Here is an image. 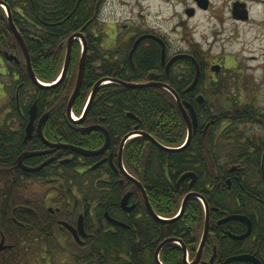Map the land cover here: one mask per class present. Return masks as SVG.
Listing matches in <instances>:
<instances>
[{
    "label": "flooded vegetation",
    "instance_id": "flooded-vegetation-1",
    "mask_svg": "<svg viewBox=\"0 0 264 264\" xmlns=\"http://www.w3.org/2000/svg\"><path fill=\"white\" fill-rule=\"evenodd\" d=\"M113 1L76 0L74 20L72 13L57 17L51 12L44 13L45 0H0V62L14 64L11 70L0 71V135L3 136L0 142L3 141L6 148L1 154L3 163L0 166V264H79L83 254L90 253L91 245L97 240L96 233H110V237H114L131 228L126 220L152 217L141 190L142 187L147 192L146 187L136 174L129 172L124 154L129 142L146 137L129 138L122 149L126 136L145 131L136 124L119 145L111 146L110 132L103 126L104 118L87 128L82 127L85 120L75 123L68 105L64 109L57 102L59 91L55 89L64 84L66 78L52 89L35 85L24 52L10 27L8 11L13 24L21 33L25 32L26 44L30 40L41 46H59L66 54L68 41L75 36L71 62L73 59L77 62L78 71L83 57L85 68L89 64L98 68L99 74L114 79L118 72L123 74L129 63L136 77L143 79L139 83L158 85L146 88L169 92L160 85L169 86L180 97L189 115L187 106L192 107L195 112L192 132L196 140L195 164L193 162V170L183 172L175 182L177 189L187 191L176 216L181 214L184 199L196 194L209 207V235L204 250L213 240L230 238L238 242L240 253L232 257L254 255L264 216V108L255 96L259 88L250 74L249 62L261 60L253 43L263 44L264 34L246 40L243 31L259 23L254 18V10L258 8L264 12V0H132L128 16L112 20L108 11ZM36 3L40 6L36 7ZM166 3L183 7L184 16L171 26V18L162 15ZM200 14L203 20L190 24L189 21ZM258 26L264 27V22ZM9 32L18 45L16 52L6 48ZM7 54L15 56L17 61L8 60ZM29 56L31 59L30 51ZM143 60L154 64L140 68L139 62ZM132 72L126 70L125 73ZM7 77L9 83L4 80ZM179 109L181 111L180 106ZM32 116L33 129L28 136ZM127 116L136 123L139 121L130 112ZM91 127L99 128L90 130ZM83 129L103 132L104 145L93 150L74 144L70 136ZM108 136L107 149L97 156H82L72 149L99 151L105 147ZM135 151L139 153L137 148ZM26 153L38 155L20 162ZM140 154L149 165L151 151ZM131 160L135 171L139 165L137 154H132ZM74 162L78 165L77 176L69 170ZM26 168L35 171L27 172ZM89 171L99 172L95 182L87 175ZM108 172L113 176L106 175ZM26 174L39 176L31 179ZM185 175L188 177L180 181ZM100 183L103 191L117 187L123 198L129 194L128 208L134 209L127 212L122 207V198L113 205L111 215L103 205L104 214L100 216L98 202L89 207L90 203L85 201L90 199L84 197L91 187ZM109 195L108 203L116 193ZM193 198L202 203L206 221L207 210L196 196L187 201L181 217ZM143 206L147 214L142 211ZM231 216H240L242 220H227ZM204 228L205 224L200 244ZM249 230L250 235L243 240L232 238L244 236ZM215 250L217 254L214 243ZM197 252L198 248L194 257L188 252L187 264L195 261ZM202 263H206L203 255L198 264Z\"/></svg>",
    "mask_w": 264,
    "mask_h": 264
},
{
    "label": "trees",
    "instance_id": "trees-1",
    "mask_svg": "<svg viewBox=\"0 0 264 264\" xmlns=\"http://www.w3.org/2000/svg\"><path fill=\"white\" fill-rule=\"evenodd\" d=\"M75 4L76 0H45L43 4L45 8L43 9L46 11L43 12L54 13L53 15L55 16L56 14V17L58 14L66 15L67 13H72L75 20L77 15L76 11H74ZM39 6L40 5L36 3V7ZM24 33L25 32L22 33L23 36H25ZM26 33L32 34V32ZM27 47L30 51L32 67L37 77L46 83L55 81L63 66L65 50H63V48L61 49L59 46H41L30 40L27 42ZM6 48L10 51H15L16 48L19 49L11 32H9L8 46ZM39 57L42 59L40 60ZM152 64H154V62H146L144 60L139 62L140 68L142 66L144 69ZM77 66V62H74L73 59L70 63V70L64 81L65 83L55 89L59 91V100L57 102L62 104L64 109L68 105L75 88L78 76ZM125 68L123 74L118 72L114 75L117 78L114 79L125 83H139L143 80L142 78L136 77L137 73H134L129 63H127V67ZM108 69L109 67L107 70ZM126 70H132L133 72L126 75ZM106 76L107 75L104 76L99 74L98 68H93L88 64L82 89L73 108V112L76 116L81 115L95 85L100 80L109 78ZM26 79L27 81L30 80L28 76H26ZM129 112L138 118L139 121H137V123L127 116ZM87 114L86 119H84L85 121L82 123V127L87 128L88 126H93L104 118L103 126L110 132L112 139L111 146L116 143V145H119L123 137L132 132V127L136 124H139L140 129L153 136L161 144L170 147L179 148L187 136L184 116L174 96L167 91H159L153 88H126L117 83H111L100 88ZM116 119L119 121H116ZM0 137L3 136L0 135ZM70 138H72L71 140L74 144L93 150L101 148L105 142V134L103 132H85L84 129L81 132H74ZM195 143L196 140L195 137H193L191 144L186 149L180 150V152L174 154H162V150L151 144L147 138L134 139L129 142L125 148L124 154L129 172L133 175L136 174L144 184L151 206L155 212L163 218L173 219L179 211L181 201L187 191L177 189L175 182L177 177L183 172L193 170ZM136 148L139 153L135 151ZM147 150L151 151L153 154L152 159L148 160L149 165H147L145 157L140 154L141 151L144 152ZM154 151L160 152V154H156ZM5 152V144L1 141L0 166L3 163L1 154ZM132 154H137V160L139 162L135 171L132 170ZM77 166L78 165L74 162L69 167V170L72 171V175L77 176ZM87 175L93 178V182L99 178L98 171H89ZM106 175L113 176V174L109 172L106 173ZM26 176L34 179L39 175L26 174ZM112 180H114V178H112ZM171 184L175 187H173V185L171 186ZM102 188V183L91 187L84 195V197L87 196L90 199L88 202L85 201V203H90L89 207H91V203L98 202V214L100 216L104 214L103 208L105 207H103V205H105L107 208L106 212L111 215L114 211L113 205L117 203L119 199L122 200L123 194L117 187H111V191H103ZM199 192L203 194L201 190H199ZM110 193H116V196L113 197L111 202L109 200L108 203V198H111L109 195ZM74 199L76 198L74 197ZM206 200L211 204L208 197H206ZM138 209L141 210L139 206ZM142 211L147 214L144 206ZM126 222L131 228L121 232V234L117 236L110 237V233H96L95 236L97 240L91 245L90 253L83 254V257L79 260V264H158L155 258L156 251L165 240L170 238L181 239L186 245L191 257H194L200 244V236L205 224V212L202 203L198 199L193 198L188 203L185 215L176 222L164 223L152 217H146L137 221L126 220ZM261 222L263 223L261 226L262 231L260 232L263 234L264 216ZM230 232L233 234L235 233L231 228ZM260 232L258 233V248L254 255L264 264V239L260 236ZM214 243L217 248L214 264H251L227 263L229 258L240 254L239 248L237 247L238 242L230 238L226 240H216L215 242L213 240L211 244L207 245L203 254V260L207 264H210L209 262L214 255ZM183 255V250L180 246L169 243L161 251L160 259L163 264H184Z\"/></svg>",
    "mask_w": 264,
    "mask_h": 264
},
{
    "label": "water",
    "instance_id": "water-1",
    "mask_svg": "<svg viewBox=\"0 0 264 264\" xmlns=\"http://www.w3.org/2000/svg\"><path fill=\"white\" fill-rule=\"evenodd\" d=\"M1 4V3H0ZM9 12V23H10V27L14 33V35L16 36V38L18 39L19 41V44L24 52V55H25V58H26V65H27V69H28V72H29V75L31 77V79L34 81V83L39 86L40 88H43V89H51V88H54L56 86H58L59 84H61V82L64 81L66 75H67V72H68V68H69V65H70V62H71V45H72V42H73V39L74 37L70 38L69 41H68V45H67V53H66V59H65V63H64V67H63V71H62V74H61V79L59 82L53 84V85H45L43 83H41V81L38 80L37 76L35 75L34 71H33V68L31 66V59H30V56H29V50H28V47L24 41V39L22 38L21 34L19 33V31L16 29L15 25L13 24V21H12V17H11V13L10 11ZM7 58L8 60L10 61H17L16 57L13 56V55H8L7 54ZM84 73H85V61H84V58L82 57L81 59V62H80V66H79V74H78V78H77V82H76V86L74 88V91H73V94L70 98V101H69V104H68V112L70 113V116H71V113H72V109H73V106H74V103H75V100L81 90V87L83 85V81H84ZM112 82V83H117V84H120L124 87H129V88H146V87H151V86H158L157 84H154V83H143V84H135V83H125L123 81H118V80H113V79H102L100 80L96 85L95 87L93 88L92 90V93H91V96L88 100V104L86 106V109L84 110V113H83V118L82 120L84 119L87 111L90 109L94 99H95V96H96V93L98 91V89L103 85L105 84V82ZM160 86H163L164 88H166L167 90H169V92H171L180 108H181V111L185 117V120L187 122V126H188V136H187V140H186V145L181 147V148H177V149H169V148H165L163 147L157 140H155L152 136H150L149 134H146L144 132H134L132 134H129L128 136H126L122 142V149L126 143V141L134 136V137H138V136H144L146 137L147 139L151 140L154 144H156L157 146H160V148H162L163 150L165 151H169V152H176V151H180V150H183L185 149L191 142V139H192V132H193V128L195 126V112L193 110L192 107L190 106H187L188 109L190 110V113L191 115H189L187 113V111L185 110V108L183 107V104L180 100V97L175 93V91L173 89H171L169 86H164V85H160ZM33 111L35 112V108L33 109ZM33 118L34 116L31 117V122L28 126V130H27V133H28V136L31 135V132H32V129H33ZM99 127H91L90 130H93V129H97ZM109 145V136L107 137V143L105 145V147L99 151H95V152H90V151H87V150H83V149H78V148H75V147H72L73 150L77 151L78 153H80V155L82 156H97L99 155L100 153H102L103 151H105L107 149ZM58 147H61L58 145ZM122 151V150H121ZM38 155L37 153H26L24 156H22V158H20V162H22L24 159L28 158V157H33V156H36ZM26 171L27 172H31V171H35V170H31V169H27L26 168ZM186 177H188V175H185L181 178L180 181H183ZM140 185V184H139ZM141 186V185H140ZM141 190L143 192V195H144V200L146 202V205H147V208L149 209V213L150 215L155 219V220H158L160 222H164V223H170V222H174L176 221L177 219H179L183 213H184V209H185V206L187 204V201L193 197V196H196L198 198L201 199V201L204 203L205 205V208L207 210V216H206V221H205V228H204V233H203V237L201 239V244H200V247H199V250L197 252V255H196V259L195 261L192 263V264H198L201 259H202V255H203V251H204V247H205V243H206V240H207V237L209 235V207H208V204L205 202V200L203 198H201L200 196H197L196 194H190L188 195L184 201H183V204H182V211H181V214L176 217L174 220H164L163 218L157 216L155 214V212L153 211L150 203H149V200H148V197H147V194L145 192V190L141 187ZM129 198H130V195L127 194L124 198H123V201H122V207L127 211V212H131L134 207H129L128 208V202H129ZM227 220H242V217L240 216H231V217H228ZM123 225V224H121ZM125 226V225H123ZM80 228H81V225H80ZM250 235V230L248 231V233L244 236H240V237H236V236H232V238L234 239H238V240H243L245 238H247L248 236ZM169 243H177L178 245L181 246L182 250H183V253H184V262L185 264H187L186 260H187V255H188V251H187V248L186 246L178 239H175V238H170V239H167L165 240L158 248V250L156 251V254H155V258H156V261L158 264H162L161 261H160V251L161 249L166 246L167 244ZM216 250L214 252V255L213 257L211 258V261H210V264H213L215 262V259H216ZM228 263L230 262H250V263H253V264H262L261 261L255 256V255H239V256H236V257H232V258H229L227 260ZM202 264H206V263H202Z\"/></svg>",
    "mask_w": 264,
    "mask_h": 264
},
{
    "label": "rangeland",
    "instance_id": "rangeland-1",
    "mask_svg": "<svg viewBox=\"0 0 264 264\" xmlns=\"http://www.w3.org/2000/svg\"><path fill=\"white\" fill-rule=\"evenodd\" d=\"M131 2L132 0H114L112 5L110 6V10L108 11L110 18L114 20L115 18L116 19L120 18V16L124 18L127 17L128 14L130 13L129 4H131ZM162 15L164 17L171 18L169 21V25L170 26L174 25L175 23L179 22V19L181 18V16H184L183 7L182 5L173 7L167 4V6H165V11L163 12ZM254 18H256L257 21H259V23L251 24L247 26V28H244L243 38L246 40H253V38L259 35L260 33L264 34V27L258 26V24H262L264 22V12L261 9L257 8V10H254ZM200 20H203V14L198 15L197 17H195L193 20L189 22L190 24H195V23H198ZM263 38H264V35H263ZM253 47L255 48L257 52L256 55H261V60H258L257 62H252V61L249 62V65L251 66L250 74L259 88L255 96L259 100L260 105L264 108V43L263 44L257 43V42L253 43ZM4 63L0 62L1 73H3L2 70H5L7 72L8 70H11L12 67L14 68V64H11L12 66L11 67L7 63L6 64ZM6 66H9V69H7ZM4 80L6 83H9L8 77L4 78ZM41 190L42 189H36V191H41ZM148 200H149V197H148ZM149 203H150V200H149Z\"/></svg>",
    "mask_w": 264,
    "mask_h": 264
},
{
    "label": "bare ground",
    "instance_id": "bare-ground-1",
    "mask_svg": "<svg viewBox=\"0 0 264 264\" xmlns=\"http://www.w3.org/2000/svg\"><path fill=\"white\" fill-rule=\"evenodd\" d=\"M16 27V26H15ZM16 29L19 31V33L21 34V36H22V38L24 39V37H23V35H22V33H21V31L16 27ZM25 40V39H24ZM85 76H86V68H85V73H84V78H85ZM107 79V78H106ZM108 79H110V78H108ZM113 80H117V79H113ZM118 81H120V80H118ZM109 82V81H108ZM139 82V81H138ZM123 226V225H122ZM125 227V226H124ZM262 239H264V233L262 234Z\"/></svg>",
    "mask_w": 264,
    "mask_h": 264
}]
</instances>
